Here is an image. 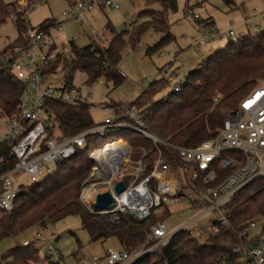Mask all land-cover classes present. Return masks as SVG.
Returning a JSON list of instances; mask_svg holds the SVG:
<instances>
[{
  "label": "built area",
  "instance_id": "2783aa9c",
  "mask_svg": "<svg viewBox=\"0 0 264 264\" xmlns=\"http://www.w3.org/2000/svg\"><path fill=\"white\" fill-rule=\"evenodd\" d=\"M35 6L36 3L32 2L29 7L31 9ZM105 8L119 9V0H70V6L63 11L61 20L37 28L29 27L23 33L29 43L19 45L14 51L0 56V70L9 72L24 86V94L28 95L22 99L14 114L0 112V146L7 144L9 153L14 156L13 165L2 169L1 165L8 164L9 159L4 156V151L0 153V210L11 212L15 208L21 187L26 183L23 175L37 178L39 175L44 177L50 174L54 169L53 165L76 155L94 134L105 137L112 129H130L142 133L158 146V155L152 163L151 172L146 174L147 163L143 157H132V146L128 140L111 139L93 150L90 154L92 169L80 194L81 200L91 212L110 214L113 221H119L122 215L131 213L143 220L155 207L186 201L187 195L180 193L181 179L171 168V163L159 145L173 148L187 160L188 164L181 167V170L183 172L187 169L188 179L185 182H189L188 189L198 194L191 199L192 207H199L200 210L175 228L167 225V219L157 223L147 235L141 250L135 254L111 249L104 256L83 258L76 264H133L170 242L177 232L189 230L192 234L190 227L211 213H215L212 218L214 231L219 230L215 221L231 227L225 204L249 186V191L253 193L264 192V82L258 84L242 100L237 110L227 113L213 138L197 146L176 145L158 137L147 129L143 114L135 104H122L119 111L110 105L102 106V109L114 114V117L74 135L60 130L47 102H89L87 97L92 92L88 90V82L76 86L69 84L65 77L52 75L46 69L49 55L54 52L68 53L67 43L71 46V42L75 41L77 35L69 42L63 37L67 33L64 28L66 22L76 21L83 26L87 15ZM190 15L197 22L200 32V38L194 42L198 51L204 46L209 47L213 41L238 39L245 34L234 28L224 29L208 24L200 19L199 14ZM83 29L86 30L84 26ZM257 29L261 28L257 26ZM173 75L174 72L167 68L163 77L170 78ZM181 82L175 84V90H179ZM118 140L125 143V146L122 144L113 148V143ZM200 173H205L203 182L206 186L196 190L191 183ZM120 180L125 182L126 188L120 194H115L114 186ZM108 181L109 187L106 186ZM89 182L93 183L92 197H89L91 190L85 189ZM105 191L113 194L115 202L107 210H98L93 203L96 195ZM237 233L238 241L232 244L234 261L224 258L222 264H264V197L261 207L256 209L252 218L240 225ZM22 245L45 248L49 257L56 253L54 245L40 232L36 237L25 240Z\"/></svg>",
  "mask_w": 264,
  "mask_h": 264
},
{
  "label": "trees",
  "instance_id": "16d2710c",
  "mask_svg": "<svg viewBox=\"0 0 264 264\" xmlns=\"http://www.w3.org/2000/svg\"><path fill=\"white\" fill-rule=\"evenodd\" d=\"M145 1L158 3L163 10L152 9L140 12V15L150 13L152 18L139 23L131 32L128 28L117 31L108 24L112 36L106 45L92 42L80 47L72 41L71 53H52L49 55L46 69L55 70L58 62L62 60L60 55L63 54L65 55L63 60L67 62L64 77L69 84H74L77 72L84 73L89 84L102 78L106 82L111 81L115 86L121 84L125 77L121 73L119 64L127 45L135 46L150 28L165 34L158 44L149 48V52L158 50L161 45L173 38L168 10H177V0ZM226 1L232 4V9L236 7L233 0ZM17 2L18 0H0V27L12 18L19 32L18 38L9 46L10 51H14L19 45L29 43L23 33L31 26L25 16V10L17 7ZM208 19V24H215L213 20ZM54 21L56 19H46L40 26ZM7 50L0 52V56ZM263 81L264 29L255 35L245 33L238 39L229 38L225 46L210 54L198 67L190 70L184 79L179 80L181 82L179 90L173 87L165 96L156 98L166 86V78L162 77L151 82L133 102L126 106L135 104L143 114L147 129L163 140L176 145L197 146L213 138L222 126L227 113L237 110L242 100ZM24 93V86L9 72L1 69L0 112L14 114L20 106ZM47 104L52 109L60 130L68 135H74L98 124L92 118L90 102L63 103L51 100ZM115 105L117 110H121L119 104ZM110 106L114 107L113 104ZM116 138L129 141L132 146V157L134 159L143 157L148 166L146 174H149L152 163L158 155V146L153 141L142 133L130 129H112L105 137L94 134L85 147L80 148L71 158L58 163L50 174L22 185L15 208L11 212L0 210V240L18 235L36 224L46 228L50 223L67 216L78 215L81 218L82 228L89 233L92 242L115 237L121 244L120 251L128 254L139 252L152 228L169 218V205L162 204L153 208L150 215L143 220L126 214L122 215L119 221H113L110 214L91 212L80 198L81 189L93 165L91 152L95 148L102 147L108 140ZM7 147L8 145L4 143L0 146V153L4 151V156L9 159L8 164L1 165L2 169L10 168L14 162V156L9 153ZM159 147L171 163L175 174L181 179L180 193L186 194L189 187V182H185L188 179V172L187 169L182 172L181 167L188 164L187 160L173 148L164 145ZM144 152L146 155H143ZM204 176L205 173H200L191 183L194 189L201 190L206 186L203 182ZM248 188L238 192L225 204L231 227L215 221L219 230L210 233L204 241H200L189 230L179 231L170 242L133 264H222L224 258L233 260L232 244L238 241L237 230L255 215L264 197V192L246 195L244 192ZM71 232L75 234L73 230ZM39 251L40 248L35 245H16L3 255V259L9 258L8 264H34L39 259ZM75 256L77 261L83 259L80 253Z\"/></svg>",
  "mask_w": 264,
  "mask_h": 264
},
{
  "label": "rangeland",
  "instance_id": "374dc122",
  "mask_svg": "<svg viewBox=\"0 0 264 264\" xmlns=\"http://www.w3.org/2000/svg\"><path fill=\"white\" fill-rule=\"evenodd\" d=\"M9 1V0H6ZM236 7L232 9L231 3L226 0H177V10H168V20L170 23V32L173 38L161 45L158 50L149 52V48L158 44L165 33L150 28L147 30L140 41L135 46L127 45L123 53V59L119 64L121 73L125 80L115 86L114 83L106 82L103 78L93 84H89L88 90L92 92L87 98L91 103V115L96 123L104 122L114 114L102 109L104 105L113 104L114 107L119 104L126 106L133 102L148 85L163 77L164 71L170 68L174 75L166 78V86L156 95V98L165 96L179 80L184 79L190 70L198 67L202 61L217 49L223 47L228 42V38L213 41L209 47L201 48V51L195 47L194 42L198 40L199 29L197 22L194 21L192 14H199L200 19L207 22L214 20L216 26L224 29L234 28L237 32H244L247 24L246 20H250L248 27L255 24L254 18L264 14V0H233ZM29 0H18L17 7L25 10V16L31 27H39L46 19H62V13L70 6V0H38L35 1L36 6L30 9ZM120 8H105L103 10H95L92 14L87 15L83 21V26L78 22L68 21L64 24L67 33L63 36L69 42L75 35V43L80 47L86 46L92 42H98L106 45L111 39V33L108 24H111L117 31L128 28L130 32L139 23L151 20L150 13L140 15L144 10H163L158 3H148L145 0H119ZM244 21V22H243ZM253 21V22H252ZM246 31V30H245ZM19 36L16 24L9 18L8 21L0 27V52L11 49ZM66 49L68 54L71 53V47L67 43ZM163 52V55L160 53ZM5 52L2 55L6 54ZM1 55V56H2ZM61 59L55 70H50L52 75L58 78H64V70L67 66L61 54ZM86 82V75L77 72L74 78V85L81 86ZM264 82V81H263ZM262 83V82H260ZM259 83V84H260ZM28 97L24 94L23 98ZM119 111V110H118ZM96 149V148H95ZM53 167H55L53 165ZM90 175V174H89ZM43 176L37 178H27L23 175L26 183L33 180H39ZM249 189L246 195L252 194ZM187 200L180 203L169 204L170 216L166 220L169 227L175 228L189 220L199 212V207H192L191 199L198 194L190 189L186 190ZM215 213H211L193 224L190 229L192 234L200 241L212 233V218ZM73 230L75 234L71 232ZM40 232L46 240L50 241L55 248V255L48 257L45 248H40L39 259L34 264H76V254H82L81 258H91L95 255L104 256L109 250H121V244L117 238L111 237L107 240L91 241L89 233L82 228L81 218L78 215H70L50 223L46 228L40 225H33L28 229L20 232L18 235L8 236L0 240V262L8 264L9 258L3 259V255L7 251L16 246L22 245L27 239L37 236Z\"/></svg>",
  "mask_w": 264,
  "mask_h": 264
},
{
  "label": "water",
  "instance_id": "95a60500",
  "mask_svg": "<svg viewBox=\"0 0 264 264\" xmlns=\"http://www.w3.org/2000/svg\"><path fill=\"white\" fill-rule=\"evenodd\" d=\"M126 188L123 180L118 181L114 186V193L120 194ZM115 202L114 196L110 191L100 192L96 195V200L93 203L94 208L98 210H107ZM130 215H134L131 213Z\"/></svg>",
  "mask_w": 264,
  "mask_h": 264
},
{
  "label": "crops",
  "instance_id": "0c3cea01",
  "mask_svg": "<svg viewBox=\"0 0 264 264\" xmlns=\"http://www.w3.org/2000/svg\"><path fill=\"white\" fill-rule=\"evenodd\" d=\"M213 21H214V20H213ZM253 21H255V24H253L252 28H253V30L256 29L255 32H252V31H251V27H248L249 24H251L249 19L246 20V22H248L247 24L244 23V26H245V30H246V31L244 30V32H242V31H240V32H242V33H249V34H253V35H255V34H257L260 30L264 29V14L261 15V16H257V17H255ZM253 21H252V22H253ZM214 22H215V21H214ZM243 22H244V21H243ZM257 26H259L261 29H257Z\"/></svg>",
  "mask_w": 264,
  "mask_h": 264
},
{
  "label": "bare ground",
  "instance_id": "6f19581e",
  "mask_svg": "<svg viewBox=\"0 0 264 264\" xmlns=\"http://www.w3.org/2000/svg\"><path fill=\"white\" fill-rule=\"evenodd\" d=\"M122 144H124V146H125V143H123L122 141L118 140L115 143H113V148H115L117 146H120ZM124 150H125V147H124ZM103 152H105V150L102 151V153ZM106 186L109 187V181L106 183ZM92 187H93V183L89 182V183L86 184L85 189H86V191H90L92 189ZM92 195H93V190H91L89 197H92Z\"/></svg>",
  "mask_w": 264,
  "mask_h": 264
}]
</instances>
